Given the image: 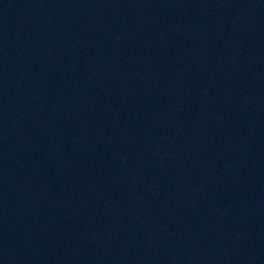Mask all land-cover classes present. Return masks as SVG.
<instances>
[{"label": "water", "instance_id": "95a60500", "mask_svg": "<svg viewBox=\"0 0 264 264\" xmlns=\"http://www.w3.org/2000/svg\"><path fill=\"white\" fill-rule=\"evenodd\" d=\"M0 264H264V0H114L33 139Z\"/></svg>", "mask_w": 264, "mask_h": 264}]
</instances>
